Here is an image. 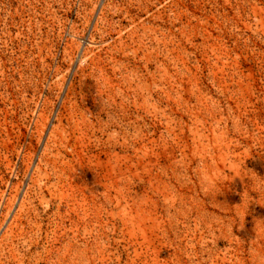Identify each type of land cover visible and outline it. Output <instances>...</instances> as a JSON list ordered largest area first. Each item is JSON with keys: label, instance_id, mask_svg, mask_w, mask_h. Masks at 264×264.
<instances>
[{"label": "rangeland", "instance_id": "obj_1", "mask_svg": "<svg viewBox=\"0 0 264 264\" xmlns=\"http://www.w3.org/2000/svg\"><path fill=\"white\" fill-rule=\"evenodd\" d=\"M0 264H264V0H0Z\"/></svg>", "mask_w": 264, "mask_h": 264}]
</instances>
